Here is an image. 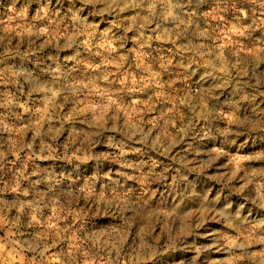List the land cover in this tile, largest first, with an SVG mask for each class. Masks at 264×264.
Returning <instances> with one entry per match:
<instances>
[{
	"label": "clouds",
	"instance_id": "1",
	"mask_svg": "<svg viewBox=\"0 0 264 264\" xmlns=\"http://www.w3.org/2000/svg\"><path fill=\"white\" fill-rule=\"evenodd\" d=\"M16 16L0 264H264V0H28ZM134 180L176 199L148 213Z\"/></svg>",
	"mask_w": 264,
	"mask_h": 264
},
{
	"label": "rangeland",
	"instance_id": "2",
	"mask_svg": "<svg viewBox=\"0 0 264 264\" xmlns=\"http://www.w3.org/2000/svg\"><path fill=\"white\" fill-rule=\"evenodd\" d=\"M0 4H13L15 8V12L9 14L7 11V7H0V21H4L5 23L0 24V35H3V29L5 27L7 28H15L17 24H22L25 23L22 19H20L18 16H16V13L22 11L23 7L28 6V0H0ZM12 16V19H9V16ZM27 23H39L37 19H35V8H32L29 10V16L28 20L26 21ZM213 26L217 24V21L212 20L211 21ZM14 35V33L12 34ZM227 38H225L226 40ZM222 43L224 42L223 40L221 41ZM19 43V38H14L12 40V44L15 45ZM45 41L42 39L40 41H37L34 47H44ZM0 51H2V48H0ZM0 67H3V65H0ZM86 69L84 66H79L76 71L77 73L85 71ZM187 80L188 83L181 84L179 81H175V77L168 78V89L170 92H175L177 90H182L183 88H186L188 84L193 83L191 81V78L187 76V74H183ZM175 81V82H173ZM10 87V85H9ZM0 91H3V88H0ZM141 99H143L141 97ZM32 104H35L36 107H39V100L36 97H33V100L31 102ZM130 115L132 112L130 111ZM19 132L20 129H17ZM21 136L23 137L24 134L21 133ZM12 157L9 155V160H11ZM163 163H169L168 161H164ZM17 169H14L12 165L8 164L5 162L4 165L0 166V190H7V188L10 185L11 179H12V174L13 171ZM132 184L135 189V195L140 198L142 201L145 210L148 213L157 211V210H162L170 207L172 205V202L176 199V194L173 191V189L170 186L166 185H161V184H153L149 185L147 187L141 188V185L138 181H132ZM79 203V201H78ZM81 207L84 206V204H80ZM89 208L92 207V205H88ZM130 224L135 226V221H129ZM145 225L151 226L152 228H156L157 225L151 223L149 220L144 221ZM0 235H3V232L0 231ZM152 243H156L159 241L160 243L164 242V236L162 229L154 231L152 236L150 237Z\"/></svg>",
	"mask_w": 264,
	"mask_h": 264
}]
</instances>
